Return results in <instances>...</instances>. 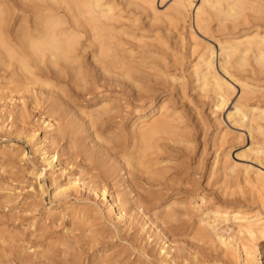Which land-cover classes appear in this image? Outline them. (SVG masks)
I'll return each instance as SVG.
<instances>
[{"label":"bare ground","instance_id":"1","mask_svg":"<svg viewBox=\"0 0 264 264\" xmlns=\"http://www.w3.org/2000/svg\"><path fill=\"white\" fill-rule=\"evenodd\" d=\"M168 1L170 4H167L165 10L161 12L162 10L160 11L158 7L159 3L162 5ZM115 3V0H28V19L21 17L15 24L13 22L17 21V15L14 8L6 1L0 2V53L9 57L10 64L14 62L18 65L11 72L12 78L13 76L19 77V72H21L28 76V86L32 83L56 86L55 81L62 80L69 82V86L73 83L81 87L85 85L87 91L89 83L96 87H98L97 84L109 86V88L110 86H122L124 87L123 93L128 95H134L132 90L137 88L136 96L138 100H142V104L137 105L133 116H130L128 127L118 125L117 122L113 123V126H107L106 144L98 145L97 139L95 142L87 141L90 134L86 132L89 128L99 129L97 127L99 125L106 127V124L110 125L112 120L118 118L119 110L118 115L115 112L118 107H112L114 98L98 93L100 96L98 98L95 96L97 99L95 98L90 106L85 109L83 106L78 107L79 112L68 104V100L71 99V96L68 97L67 94L68 89L63 90L64 93L60 92L64 94L61 95L58 93L61 89L56 86L59 88L58 92L55 90L43 95L50 109H53V113L56 112L58 116L57 119H52V116V120L50 118L42 120L44 128L49 129H44L42 136L38 135L39 129L33 132L31 129L27 135V132L25 133L26 140L33 145L41 158V171H37L36 163L32 162L33 170L30 172L38 182L37 192L40 191V195L45 193L44 186L39 180L50 174L53 181L51 183L53 197H62L68 203L71 200L68 198L73 195L77 201L87 200V203L72 202V211L68 207L72 212L71 219L87 225L89 214H94L98 218L105 216L109 222L111 221L110 223L116 225L119 232L133 223V211L140 213L142 210H148L152 216L148 220L153 224L157 223L160 218L165 222L176 218L178 202L165 198L163 190L158 194V190L154 188L161 184L160 180L166 174L167 170L165 172L161 170L168 168L158 166L165 158L161 155L171 148V142H176L175 139L182 134H179V131L183 130L182 128L186 125L182 127L183 116L181 117L180 112L172 108L170 100L164 97L165 94L160 93L162 91L160 88L145 87L144 83H149L148 79L146 80L149 77L145 78V74H139L143 71L155 78L164 76L167 81L171 80L175 89L183 97L188 96V85L191 83V88L198 98L211 103V113L215 115V123L218 126L224 124L223 115L226 113L229 123L239 130L233 140L238 138L246 141V133L248 134L249 147L245 150L246 152L244 150L241 152L243 155L237 153L235 157L237 159L248 157L257 166L246 165L233 158L232 148L238 142L234 141L235 143L232 142L234 145H227L226 142L233 140L228 139V142L229 132L220 127L216 136L214 135L215 145H217L214 163L219 167V170L216 168L217 171H215L221 170L228 178L225 180L228 181L232 178L234 179L232 181H236L239 176L243 177L244 181H247L249 185L252 184L264 197V0H121L118 4ZM122 7L125 9L132 7L140 11L141 15H146L145 19L149 20L150 27H158V29L162 27L163 30L156 29V32H153L154 35L151 34L150 37L141 28L133 31L135 33L140 31L138 35L126 32L124 28L118 26V23L125 19ZM18 12L21 13V11ZM139 20L135 21L139 23ZM134 25L138 27L140 23ZM12 27L14 28L13 33L11 32ZM162 31L174 33V37H177L176 43L182 42L181 47L189 53L191 61L186 66V70L184 65L183 68L178 67L179 75L171 74L168 70L169 63L166 59L170 53L167 37L162 34ZM119 35H127L125 36L128 38L126 42L132 44L129 49L123 51L119 49L124 46L123 40L118 39ZM134 48H140L143 57L147 56L151 58V61L144 62L143 60L139 63L128 59L133 57ZM141 57L140 59L143 58ZM177 58L175 62L179 65V60L183 57ZM136 64L143 67L141 71L138 69V75L133 71ZM187 70H190L188 75ZM189 78H191L190 82ZM78 86H75L76 90L72 89V86L71 89L77 91ZM132 86L136 88L133 89ZM3 93L5 92H0V132L10 131L13 126L12 123L8 129L6 125L8 117L5 118L1 113L10 106V102L5 103L4 100L7 97L6 93L5 95ZM25 110L27 115V109ZM15 114L17 120L23 121V106L19 107ZM8 115L10 117L12 113ZM87 117L88 120H86ZM102 134V129L98 130L97 137L101 138ZM60 136H69V141L73 145L83 146V151L88 157V159L85 157L86 161L98 162L101 159L99 168L93 170L91 166L92 171L90 170L87 176L81 164L77 173L71 172V175L67 177L65 174L67 168H59L58 153L50 151L45 145V143L57 142ZM113 144L120 147L116 150L120 152V159L113 154L112 148H115ZM18 149L16 143H9L1 148V157L12 159L14 155H17ZM19 155L26 157L25 151H21ZM61 176L66 177L63 183L57 180ZM135 178L141 181L142 186L149 185V187H144L143 192L136 191L131 187ZM109 185L116 189L118 194L111 192V188L107 189ZM122 186L124 188L118 191ZM82 193L87 194V197H80ZM34 194H32L33 197ZM31 196L30 198H33ZM199 202H201L199 205L197 201L191 203L196 204L191 207L199 212L198 222L196 221L199 237L209 242L216 241L225 256L231 255L232 260L233 257L238 258L240 264H258L256 245L249 246L242 240L245 236L246 240L249 239L252 242L259 235L263 236L264 219L261 214L247 210L242 204H236L237 206H220L219 204L204 207V197H201ZM52 204H54L52 207L45 208L44 213L42 211L44 220L55 216L56 203L52 202ZM38 222L32 221L31 227ZM157 228L159 229V225ZM227 231L229 234H226ZM75 242L77 243L76 240ZM165 245L164 243L158 249L157 255L163 263L169 264L173 258L170 257V250ZM140 250L146 257L156 254L153 249L145 245Z\"/></svg>","mask_w":264,"mask_h":264},{"label":"rangeland","instance_id":"2","mask_svg":"<svg viewBox=\"0 0 264 264\" xmlns=\"http://www.w3.org/2000/svg\"><path fill=\"white\" fill-rule=\"evenodd\" d=\"M2 1H6L11 7L14 8V12L17 15V21H14L13 23L16 24L17 22H19V19H21V17L28 19V0H0V2ZM115 2L118 4V2H121V0H115ZM167 4L169 5L170 2H165L162 5L159 3V10H162L161 12H163L167 7ZM122 8V14L125 19H123L122 22L118 23L119 27L124 28L126 32H131L130 34H140V31L136 33L133 31H135L136 28H141L146 35H149H147L148 37L154 35L153 32H156V29H158V27H150V23L148 24L149 20H146L147 18L145 19L146 15H141L140 11L132 7L127 9H125L124 7ZM18 11H21V13H19ZM135 20H139L140 25ZM134 24H138L139 26L135 27ZM148 29L151 30L152 33L151 31H147ZM160 29L163 30L162 27L158 30ZM13 31L14 28L12 27L11 32L13 33ZM165 31H162V34L167 37V46L169 48L170 53L168 58L166 59V62L169 63L168 70H170L169 72L171 74L179 75L180 71L178 70V67L183 68L184 65L186 70V66H188L191 59L189 58V53L187 51H184V47H181L182 42L176 43L177 37H174V33H170L169 31L165 33ZM180 32L183 33L182 30H180ZM125 36L127 35L118 36V39H120L121 41L123 40L122 42L124 43V46L119 48L122 51L127 50L132 46L131 43L126 42V39L128 38H125ZM133 50L134 52L132 53V56L135 58L132 57L128 59L135 62L137 61L139 63L143 62V60L144 62L151 61V58L147 56H145L147 60L144 59L145 57H143V52L140 48H134ZM138 56H142L143 58H137ZM180 57H183L182 59L184 60L181 61L182 59H180ZM175 58L180 59L179 62L181 65H178L175 62ZM9 60L10 59L7 55L5 56V54L0 53V92L6 93V95L5 93H3L7 97V101H4L5 103L8 102L7 104H9L10 102V106L8 107H11L10 109L6 107L1 113L2 115H4L5 118L8 117V120L6 121L8 129L13 123V126L10 131L5 130L0 132V151L2 147H4L5 145H9V143L13 142L16 143L17 147L19 148V151L20 149L22 152L25 151L26 157H21V155H19L21 151L18 152V150L16 151L17 155H14L15 157L13 156V158L11 157L12 159L3 156L1 157L0 154V264H167L165 262L163 263L162 260L159 258L160 256L157 255V252L159 251L158 249H160V247H162L164 243L166 244V248L170 250V257L173 258L171 263L169 264H240V260L238 258L233 257L232 260L231 255L225 256V254L220 251V248L218 247L216 241L209 242L207 239L205 240V238L199 237L196 228L199 212H196V210L191 207L196 205L191 204L196 201L198 202L197 205H199L201 203L199 202V199L201 197H204V207H211L219 204L220 206H237L236 204H242V206H244V208L249 211L259 212L261 214L262 219H264V197L262 196L261 192H257V189L254 188L252 184L249 185L247 181H244L243 177L239 176V179L237 178L238 181L236 179V181H232L234 180L233 178L231 181H228L225 180L228 178L225 177V174L221 170L216 172L217 170H219V167L214 163V153L216 150L215 148L217 147V145H215L216 142L214 140L216 136L215 134L217 133L218 129H220V127L223 128V130L227 129V131L229 132L227 137L228 141V139L233 140L235 134H238L239 132L237 128L233 127L229 123L226 117V113H224L223 115L224 124L218 126L215 123V115H212L211 113V103L207 100L199 99L196 93L193 92L191 88V83L188 85V96L183 97L175 89L174 83L171 80L167 81V78L164 76V78L159 76L158 78H155L154 76H149L145 72L141 71L143 68L139 67L141 65L136 64V66L133 67V71L137 73L139 69L141 71L139 72V74H145V78L147 76L149 77L146 78V80L148 79L147 81H149L150 84L147 82L144 83L145 87H149L152 89L160 88L162 90L160 91V93L162 92L161 94H165L164 97L170 100V105L172 106V108L179 111L181 117L183 116L182 127L186 125L185 128H182L183 130L179 131V134H182H180V136L175 139L176 142H171V148L167 151L165 150V152H163V154L161 155L163 158L165 157L166 160L164 158V160L162 161L163 163L161 162L158 166L160 167L161 165V167L163 166V168H168L165 170H161L164 172L167 170L163 178L164 180H160L162 186L160 184L156 188L153 187L154 189L158 190V194H160V192L163 190L162 192H164L163 196L165 198L169 200L173 199L178 202V212L176 214L177 216L176 218L174 217L175 219L173 218L171 220H167V222L163 221L162 218L158 219L157 217H155V219H158V222L153 224L149 222L150 220H148L150 217H152L151 212H148V210H142L140 213L137 211H133V223L129 226L124 227V229L120 232L117 230L116 225L110 223L111 221L109 222V220L105 216L103 218H98V216L94 214H89V222H87L88 224L82 225V222H75L73 219H71L72 212H70L69 209L71 210V206L73 204L72 202L87 203V200H83L84 202H81L82 200H78V202L73 195V197L71 196L68 198L69 200H72H70V202L68 203L62 197H53V186L51 185L53 181L51 180L52 178H50L52 177L50 174H47L46 177H41L39 180L40 183L44 186L45 193L40 195V191L37 192L39 189L38 182L35 177L30 174V172H32L33 170L32 162L36 163L37 171H41V158L39 156V153L34 150L33 145L28 143V141L26 140L25 133L27 132V135L31 131V129L32 132L34 130L39 129L38 135L42 136L45 130H49L44 128V124L42 125V120H48L49 118L51 119L52 116V119H54L58 116L56 112L55 114L53 113V109H50V106L48 105L49 103L44 98V96L47 95L48 92H52L55 90L58 92L60 88L61 90H59L58 93L64 95L60 92L64 93L63 90L68 89V92L70 93H67L68 97L71 96V99L68 100V104H71L70 106H72L77 111H79L78 107L83 106L85 109V107L91 105V103L95 100L96 97L98 98L100 95L107 94L114 98L113 103L115 105L112 104V107H118L117 109H115V112L119 110L118 112L120 114L117 112V115L119 114L117 116L118 118L112 120V123H110V125L109 123L106 124V127L105 125H99L97 126L99 127V129L89 128L86 132V134H90V137L87 141L93 140L95 142V140L97 139L96 142L98 145L106 144L105 139L107 136V126H113L112 124H115L117 122L116 124L124 125L126 127L128 125L130 116H133V111L135 110L136 106L142 104V100H138L136 96V92H138L137 88L132 86L133 89L136 88V90H132V93H134V95H128L127 93H123L122 90L124 89V87L122 86H110L109 88V86L106 87L102 84H97L98 87H96L92 83H89L87 85L89 87L87 91V87L85 85V87H81L80 85L78 86L76 83V85L73 83L74 86L71 85L73 87L72 89L76 90L75 86L79 87L77 93V91L71 89V86H69V82H64L62 80V82L60 80H56V83L53 82L59 88L54 85L47 86V84L44 83H32L28 86V76L22 74L21 72H19V77L13 76L14 78H12L11 72L13 68L15 66L18 67V65L14 62L10 64ZM148 67L149 66H147V68ZM189 71L190 70H187V75L189 74ZM150 77L154 78L155 83H153L154 80ZM12 80L13 82L11 83ZM188 81L190 82L191 78H189ZM67 84L68 86H66ZM164 90L165 92H163ZM87 92H89V94ZM81 96L82 98H80ZM21 106H23L24 111L23 121L21 119L17 120L15 114L18 108ZM24 107L27 109V115L25 114L26 110ZM230 108H232V105H230ZM10 113H12V115L9 117L8 114ZM86 120H88V117L86 118ZM54 122L56 121H53V123ZM94 129L95 131H93ZM101 129L103 134L102 137L99 138L97 137V132ZM183 131L186 132L184 133ZM246 136V141L234 138L233 141H228L229 143L226 142V144L234 145L235 142H238L235 143L234 147L232 148L233 158L246 165H255L253 164V162H251L248 157L242 158L243 160L239 158L237 159L235 157L237 153L243 155L241 152H243V150H247V148L249 147L250 140L248 138L247 133ZM64 137L60 136L57 142L53 144L45 143V145L48 146V149L50 151H56L58 153V164H60L59 168H67L65 171L67 177L71 175V172L73 174L77 173L76 171H78V168L81 164H83L81 166L83 169L85 168L84 173L87 176L88 173H90V170L92 171V169L96 170L99 168L98 166H100L101 164V159L98 160V162H93L90 160H88L89 162L86 161V158L88 159V157L83 151V146L75 144L73 145V143L69 141V136ZM68 141L70 144L68 143ZM183 141L185 144L182 143ZM68 145L72 147H69ZM113 145H115V148H112V151L120 149L119 145H117L118 147L116 146V144ZM80 147L82 149H80ZM114 151L113 154L115 155V157H118V159H120L121 156L119 150L116 151L117 153ZM18 155L20 157H18ZM89 163H91L92 165L90 164L89 166ZM165 163H167V165H165ZM68 164L71 165L68 166ZM57 167L56 169H59ZM65 178V176H61L57 180L58 182L63 183L65 181ZM137 179L138 178H135L133 183H131V187L133 189L135 188L136 191L141 192L144 187H149V185L142 186L141 181H138ZM234 182L238 183L232 184ZM110 188L111 185H109L107 189ZM122 188H124V186L117 189L119 191ZM110 190L111 192L114 191L113 193L115 195L118 194L116 189L111 188ZM32 194H34V197ZM30 196L33 198H30ZM81 196L82 198H86L87 194L82 193L80 194V197ZM52 202L56 203L55 216L51 219L44 220L43 213L45 212V208L52 207L54 205L52 204ZM34 207L37 209L35 210ZM103 208H105V206ZM67 212L69 213L67 214ZM40 218H42V220ZM100 219L102 220V222ZM32 221L39 222L35 223V225L31 227ZM158 225L160 230L157 228ZM85 229H87L88 231ZM114 229H116L117 231ZM234 229L236 228L234 227ZM82 233H84V235ZM226 234H229V231H227ZM75 237L78 239H76ZM244 237L242 241L247 242L246 244H248L249 246L253 244L256 245L257 263L264 264V234L263 236L259 235V238L256 237V239L252 242L249 239L246 240V237ZM75 240L77 241V243L75 242ZM144 245L147 248L153 249L156 253L155 256L150 255L151 257H146V255H142L140 249Z\"/></svg>","mask_w":264,"mask_h":264}]
</instances>
